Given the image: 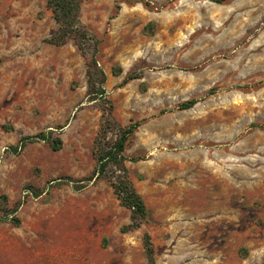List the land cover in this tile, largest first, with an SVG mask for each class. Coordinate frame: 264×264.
Wrapping results in <instances>:
<instances>
[{
    "label": "rangeland",
    "instance_id": "1",
    "mask_svg": "<svg viewBox=\"0 0 264 264\" xmlns=\"http://www.w3.org/2000/svg\"><path fill=\"white\" fill-rule=\"evenodd\" d=\"M150 1L81 12L103 39L117 118L143 121L126 154L145 158L127 166L149 216L123 232L131 211L88 182L103 113L86 98L85 58L72 40L47 43V0H0V217L20 221H0V264H147L146 232L157 264H264V0ZM132 70L143 78L121 85ZM50 130L61 150L11 149Z\"/></svg>",
    "mask_w": 264,
    "mask_h": 264
},
{
    "label": "trees",
    "instance_id": "2",
    "mask_svg": "<svg viewBox=\"0 0 264 264\" xmlns=\"http://www.w3.org/2000/svg\"><path fill=\"white\" fill-rule=\"evenodd\" d=\"M127 3H141L146 8H153L150 0H123ZM216 3H226L230 0H212ZM84 0H47V7L52 11L53 17L58 24L57 30L47 40V43L56 47L65 46L69 41H73L82 56L86 60L88 90L86 98L94 102L102 110V121L99 132L94 140L93 156L96 167L88 178V182L104 179L112 187L115 196L120 201L122 207L131 211V223L123 228V232L134 231L148 220L149 212L147 204L142 194L138 191L131 179V173L127 162H139L144 157H128L126 150L133 142L135 133L142 126L143 121H132L128 125H123L115 114V104L108 98L105 84L107 75L102 68L99 56L103 44V39L99 33L91 26L82 21L81 12ZM156 23L152 22L146 27L148 35H154ZM122 67L113 68L114 76L122 74ZM143 70H132L124 78L121 85H126L133 80L142 79ZM199 103L198 99H191L179 105L181 110H189ZM45 141L51 145L55 151L63 147V139L60 135H55L53 130L42 132L37 135L23 136L19 146L11 149L18 153V147L23 148L28 143ZM86 186H82L84 188ZM37 197L40 193L36 192ZM4 205H7V197H1ZM19 206L12 209V213L18 211ZM1 222L12 221L16 225L20 224L17 217L10 218L9 215L0 217ZM143 246L147 264H157L156 248L153 237L149 232L143 236Z\"/></svg>",
    "mask_w": 264,
    "mask_h": 264
}]
</instances>
